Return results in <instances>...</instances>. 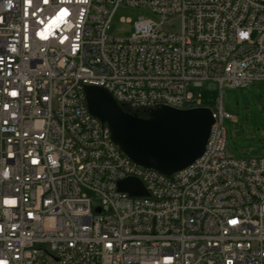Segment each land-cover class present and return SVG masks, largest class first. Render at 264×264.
Here are the masks:
<instances>
[{
	"label": "built area",
	"instance_id": "2783aa9c",
	"mask_svg": "<svg viewBox=\"0 0 264 264\" xmlns=\"http://www.w3.org/2000/svg\"><path fill=\"white\" fill-rule=\"evenodd\" d=\"M121 5L154 19L112 37ZM258 82L264 0H0V264H264V156L228 153L221 94L203 153L170 174L108 145L87 102L186 109L189 87Z\"/></svg>",
	"mask_w": 264,
	"mask_h": 264
},
{
	"label": "water",
	"instance_id": "95a60500",
	"mask_svg": "<svg viewBox=\"0 0 264 264\" xmlns=\"http://www.w3.org/2000/svg\"><path fill=\"white\" fill-rule=\"evenodd\" d=\"M242 99L246 102L244 96ZM87 102L89 110L107 123L113 140L134 162L165 174L184 168L203 153L214 121L206 106H160L145 117L132 115L98 87L87 88ZM258 151L254 148L249 152ZM117 189L129 195H147L140 180L134 177L117 181Z\"/></svg>",
	"mask_w": 264,
	"mask_h": 264
},
{
	"label": "rangeland",
	"instance_id": "374dc122",
	"mask_svg": "<svg viewBox=\"0 0 264 264\" xmlns=\"http://www.w3.org/2000/svg\"><path fill=\"white\" fill-rule=\"evenodd\" d=\"M140 16L154 19L145 8L119 6L111 14L107 34L115 38H129L135 30L134 22ZM189 90L199 95L203 106L212 108L221 94L223 108L233 116V119L223 122L227 132L226 149L230 155L245 157L251 149L259 148L257 155L264 156V82L241 88L224 87L221 93L219 89L206 87H189ZM243 96L246 102H243ZM88 194L93 196L91 192Z\"/></svg>",
	"mask_w": 264,
	"mask_h": 264
},
{
	"label": "bare ground",
	"instance_id": "6f19581e",
	"mask_svg": "<svg viewBox=\"0 0 264 264\" xmlns=\"http://www.w3.org/2000/svg\"><path fill=\"white\" fill-rule=\"evenodd\" d=\"M113 100L120 106L121 109H126V100L121 98L120 96H113ZM127 111L130 112V114H135L140 117H145L143 115H148V108H141L137 107L134 104H127ZM104 134H111V131L107 124H104ZM105 142H107L108 145H115V141L113 140L111 135H105ZM117 152H124L120 146L117 144ZM133 165H140L133 161Z\"/></svg>",
	"mask_w": 264,
	"mask_h": 264
}]
</instances>
